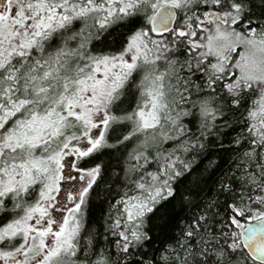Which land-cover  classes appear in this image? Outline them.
I'll use <instances>...</instances> for the list:
<instances>
[{"label": "snow or ice", "instance_id": "1", "mask_svg": "<svg viewBox=\"0 0 264 264\" xmlns=\"http://www.w3.org/2000/svg\"><path fill=\"white\" fill-rule=\"evenodd\" d=\"M0 264H264V0H0Z\"/></svg>", "mask_w": 264, "mask_h": 264}]
</instances>
